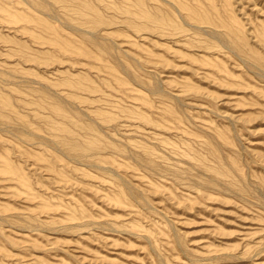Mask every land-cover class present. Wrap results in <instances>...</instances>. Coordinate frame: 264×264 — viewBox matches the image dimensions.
Segmentation results:
<instances>
[{
  "label": "rangeland",
  "instance_id": "1",
  "mask_svg": "<svg viewBox=\"0 0 264 264\" xmlns=\"http://www.w3.org/2000/svg\"><path fill=\"white\" fill-rule=\"evenodd\" d=\"M0 264H264V0H0Z\"/></svg>",
  "mask_w": 264,
  "mask_h": 264
}]
</instances>
